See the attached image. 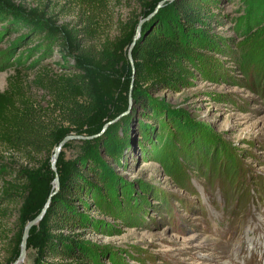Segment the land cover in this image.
Segmentation results:
<instances>
[{"label": "rangeland", "instance_id": "374dc122", "mask_svg": "<svg viewBox=\"0 0 264 264\" xmlns=\"http://www.w3.org/2000/svg\"><path fill=\"white\" fill-rule=\"evenodd\" d=\"M22 2L37 1L16 3ZM54 7L57 24L75 21L72 4L51 0ZM170 10L157 9L158 18ZM137 13L131 0H105L100 39L85 45L114 36L117 22ZM19 20L0 11V91L19 72L12 82L46 105L49 97L33 82L44 69L57 72L72 60L43 39L31 42ZM200 27L179 55L173 84L143 94L145 114L132 97L100 153V143L88 139L62 148L66 160H97L117 190L104 213L89 212L92 219L77 231L95 264H264V0H213ZM105 147L116 163L103 160ZM0 165L2 264L18 205L1 198L34 164L2 151ZM33 256L26 251L18 264H31Z\"/></svg>", "mask_w": 264, "mask_h": 264}, {"label": "trees", "instance_id": "16d2710c", "mask_svg": "<svg viewBox=\"0 0 264 264\" xmlns=\"http://www.w3.org/2000/svg\"><path fill=\"white\" fill-rule=\"evenodd\" d=\"M36 1L30 5L0 0V11L22 19L19 24L26 31L25 37L31 42L43 39L60 48L72 64L66 61L57 72L44 69L33 82L49 97L46 105L28 97L12 82L19 72L9 77L6 90L0 91V153L20 155L34 164L21 170L18 182L8 184L1 198L18 205L16 232L2 264L17 261L26 225L40 215L47 202L42 218L30 228L26 240V251L34 252L31 264H95L77 231L92 219L89 212L104 213L103 203L117 190L109 177L104 179V169L97 160L81 156L66 160L63 149L68 143L52 171L54 150L74 135L100 143V153L109 128L124 120L132 97L145 114L143 94L166 90L173 84L177 63L182 62L179 55L190 39L197 38L193 32L204 26L213 0H131L138 15L118 21L114 36L88 46L85 41L100 39L99 14L105 0H66L75 9L76 19L60 25L55 7L50 8L51 0ZM161 2L171 9L163 19L155 11ZM140 19L145 23L134 41ZM50 28L56 29V35H47ZM102 152L104 161L113 158L106 147ZM38 157L44 160L36 163ZM112 163H116L114 158ZM55 175L59 186L51 196Z\"/></svg>", "mask_w": 264, "mask_h": 264}, {"label": "water", "instance_id": "95a60500", "mask_svg": "<svg viewBox=\"0 0 264 264\" xmlns=\"http://www.w3.org/2000/svg\"><path fill=\"white\" fill-rule=\"evenodd\" d=\"M165 1H172V0H165ZM163 3H164V2L159 3V5L157 6V9L161 8V7L163 6ZM157 9H156V10H157ZM156 10H155V11H156ZM140 29H141V24L139 23V24H138V27H137V30H136L137 36H135L134 41L138 38V36H139V32H140ZM133 46H134V42L132 43V45H131V47H130V49H129V53H128L129 58H130V56H131L130 54H131V50H132ZM106 127H107V126H105L104 129H106ZM76 139H87V138H85V137H81V136H74V135H71V136L66 137V138H65V139H64V140H63V141H62V142H61V143L55 148V150H54V154H53V160H52V162H51V168H52V170H53L54 172H55V163H56V160H57V158H58V156H59V154H60L62 148L64 147V145H65L67 142H69V141H71V140H76ZM53 185H54V191L52 192L51 196H52L53 194L56 193V191L58 190V186H59L58 177H57L56 175H55V177H54ZM48 203H49V202L46 203V205L44 206V208H43V210L41 211L40 215H39L35 220L29 222V223L26 225V227H25V229H24V231H23L22 241H21V245H20V255H19V258L17 259V261H16L14 264H18V262H19L20 260H22V259L25 257V253H26V240H27V237H28L29 230H30V228H31L34 224H37V223L40 221V219L42 218V216H43V214H44V212H45V210H46V208H47V206H48Z\"/></svg>", "mask_w": 264, "mask_h": 264}]
</instances>
